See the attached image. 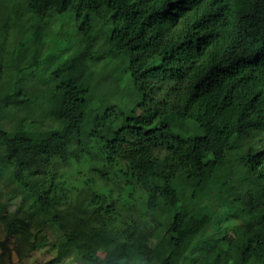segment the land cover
I'll return each mask as SVG.
<instances>
[{
    "label": "trees",
    "instance_id": "obj_1",
    "mask_svg": "<svg viewBox=\"0 0 264 264\" xmlns=\"http://www.w3.org/2000/svg\"><path fill=\"white\" fill-rule=\"evenodd\" d=\"M66 12L108 22V48L89 27L38 83L0 88V264L53 235L44 264H264V0H0V36ZM123 76L137 114L95 101ZM181 207L236 220L234 242L216 220L186 244Z\"/></svg>",
    "mask_w": 264,
    "mask_h": 264
},
{
    "label": "rangeland",
    "instance_id": "obj_2",
    "mask_svg": "<svg viewBox=\"0 0 264 264\" xmlns=\"http://www.w3.org/2000/svg\"><path fill=\"white\" fill-rule=\"evenodd\" d=\"M37 23V19L33 15H28L25 19H19L14 28H10L9 35L6 38L0 36V55L4 64L0 66V88L3 91H12L14 82L18 76L19 70L25 68V77L32 83H38L40 79L48 75V65H58L71 49L72 44L77 42V35H86L89 32V27H92V33L97 37L96 43L92 47V51H100L108 45L106 42V34L109 32L108 22L91 18L86 20L74 19L69 13L57 14L51 18H44L40 22V30L37 36L34 37L33 30ZM110 28V27H109ZM21 33H23L21 36ZM108 48V46L106 47ZM111 51L105 53V60L109 67L125 71L126 60H119ZM43 59V64H39V60ZM104 62L101 58L98 62H94L96 69ZM61 64V63H60ZM124 73V72H123ZM101 74V76H103ZM119 87L115 90V83L107 82L106 88L99 86L95 101L104 102L105 104L114 105L117 114L122 109H134L132 113L137 114L140 109L136 108L138 101L141 99V94L127 82L126 77L123 76L119 81ZM118 126V122L113 121L106 126V135L112 137L114 131ZM78 145L76 138L68 145V151ZM86 164L81 166L86 170ZM92 173V172H89ZM228 191L222 190V196L226 197ZM12 209V208H11ZM13 211V210H12ZM185 222L178 231V235L184 240L186 244L190 243L192 239L198 234L200 229L210 222L219 220L222 222V230L226 231L227 239L231 242L235 240L234 223L236 220L231 219L224 221L225 214L217 216L211 214L206 216L201 222H197L190 207H181ZM56 235L52 236V240L46 239L37 249L31 251L29 247L22 245H15L14 248V264H44L51 260L56 255V246L53 244ZM92 253L101 259L108 258L112 252L106 248H99L95 251L93 247H89ZM2 261V259H0ZM208 257L205 253L201 255L194 262L186 261L185 264H205ZM3 264H9L3 259ZM48 264H79V260L74 253H70L59 262H49Z\"/></svg>",
    "mask_w": 264,
    "mask_h": 264
}]
</instances>
